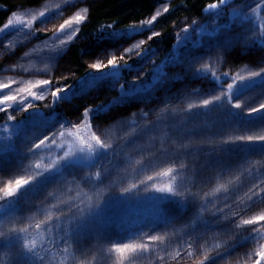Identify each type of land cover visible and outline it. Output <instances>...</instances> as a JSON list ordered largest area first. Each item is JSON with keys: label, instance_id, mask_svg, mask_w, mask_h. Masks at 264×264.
<instances>
[{"label": "trees", "instance_id": "obj_1", "mask_svg": "<svg viewBox=\"0 0 264 264\" xmlns=\"http://www.w3.org/2000/svg\"><path fill=\"white\" fill-rule=\"evenodd\" d=\"M75 1L78 0H71V3ZM83 2L84 7L79 5V10H74L61 22L63 24L65 20L78 14L84 17L79 25H73L68 35L61 36L64 44L56 38L60 34L61 24L52 32L37 29L41 16H35L36 20L31 23L30 29L18 23L17 26L0 32V85H9L7 88L0 87V99L5 94L17 97L16 101L0 104V109L4 110H0V124L7 116L20 110V106L27 107L28 104L31 107L24 110L18 119L35 113L41 114L47 101L53 103V110L50 112L59 113L62 109L61 102L51 95L53 90L70 86L60 97L72 100L82 91L81 95L90 92L84 89L83 82L99 81L115 72L111 68L99 72L90 68L93 63L91 60L100 56L103 51L102 41L121 36L132 38L147 29L156 30L155 33L159 35H150L142 43L150 50L162 52L161 59L149 67L146 76L140 79L143 86L147 87V93L138 94L135 89L140 85L131 83L132 79L129 78V70L138 61L136 56L140 53L136 54L134 50L117 55V63L121 66L116 72L125 79L126 87L131 90L120 101L130 106L129 112L137 114L124 127L118 123H110L116 116L111 119L101 118L97 124L89 122L83 125L88 132L95 131L106 145L111 146L108 149L95 146L91 152L92 162L95 163L94 166L98 165L101 175L112 174L110 181L113 184H107L112 187L111 193L129 189L127 194L132 193L134 199H140L141 196L146 198V192H150L153 194L151 199L159 197L157 202L162 200L159 208H162L163 216L158 225L151 227L149 224L143 225L141 220H133L126 228L120 222L113 221L103 227L108 231L98 232L77 223L76 227L73 226V238L78 247L70 242L61 243L65 245V255L54 260V264H201L202 261L203 264H257L258 260L263 264L264 260L260 259L259 253L264 248V222L255 226L258 235L252 240L248 229L253 226L244 225L243 221L264 214V143L242 142L239 137L264 135V109L252 111L264 104V75L244 76L264 68V51L254 59L249 53L252 45L264 46V9L260 14L258 10L245 18L246 22L252 23L251 20H254L253 27L256 31L245 35H251L252 39L238 44L235 50L228 52L214 48L216 54L209 59L208 64L202 63L204 67L197 68L199 72L178 83V88L169 94L173 89L169 88L172 81L159 87L153 82V78L157 76L153 68L158 64L165 66L168 57L173 55L177 41L174 29L190 23H207L212 13L210 6H221L220 0ZM41 3L42 0H0V29L10 20L14 24L19 9H38ZM262 5L264 6V0L260 6ZM65 9L64 6L62 10ZM52 12L59 13L61 10ZM52 12L45 13L43 17L46 18ZM154 16L156 19L153 21ZM223 18L228 24L230 17L224 16L219 19L220 22ZM149 21L152 23L149 24ZM110 25L117 31H107ZM25 32L30 33L28 38L37 42L39 51L21 57L19 50L26 39ZM69 35H72L71 40ZM133 41L137 39L133 38ZM50 48L62 51V55L52 64L46 63L44 58V53ZM120 56H124V59H119ZM9 59L12 61L9 62ZM107 59L108 57H102L101 62L96 63L106 64ZM240 75L244 79L239 80ZM203 77L209 79L201 82ZM40 79H51V84L41 86L43 89L32 90L46 100H36L21 91ZM229 84L233 85L231 90ZM162 89H165V94L159 92ZM147 94L152 96L150 99L161 94L162 103L158 106L152 104L151 112L147 102H143ZM215 97L220 99L216 100ZM205 99L213 103L205 107ZM109 102V98L100 97L94 104L87 102L85 108L101 105L106 109L111 105ZM236 103L240 104V108L234 107ZM85 108L82 107L81 110L84 111ZM94 113L95 110L92 114ZM143 113H148L147 117ZM51 123L54 124V121ZM47 127L44 126L43 131ZM20 146L23 148L25 145ZM44 146L48 147L47 142ZM122 148L123 151H120ZM18 150L17 147H10L6 153ZM42 150L41 146L36 153H41ZM19 154L13 159L15 164L10 168H14L9 173L7 169L0 171V191L14 180L18 174L16 170L23 169V156L19 157ZM169 168L173 172L164 175ZM176 183L180 186L179 190L184 191V196L155 192V188H166L169 185L175 191ZM253 191L257 193L254 197ZM190 193H195V197ZM109 196L104 191L99 198L107 199ZM20 198L19 194L12 198L15 206L20 203ZM146 199L137 203L146 202ZM6 203L8 200L0 199V207ZM146 206L147 209L150 208L148 204ZM104 207L105 205L101 206L102 209ZM76 212L72 209L73 214ZM157 212L158 209L153 210L152 207L151 213L155 219L158 218ZM27 213L28 211H22L16 216V220L7 221V225L0 227V264H13L15 256L24 264H32L34 261L26 252H15V247L21 246L16 238L19 228H27L25 224L22 225ZM233 220L235 224L232 223ZM142 221L146 223V218ZM56 225L51 244L57 246L61 235L58 229L61 225L67 227L68 224L57 218ZM153 235L161 236L162 239L152 241L149 237ZM5 236L13 237L15 243L12 248L4 240ZM114 238L116 240L112 244L108 243V239ZM237 239L239 242H236ZM189 242L192 247H189ZM124 243L145 244L148 251L136 254L125 252L122 256L115 250V246ZM229 243L234 247L223 253L224 247ZM6 247L9 249H4L2 253V248ZM217 252L221 254L217 255ZM206 256L210 259L205 260Z\"/></svg>", "mask_w": 264, "mask_h": 264}, {"label": "rangeland", "instance_id": "obj_2", "mask_svg": "<svg viewBox=\"0 0 264 264\" xmlns=\"http://www.w3.org/2000/svg\"><path fill=\"white\" fill-rule=\"evenodd\" d=\"M261 2L262 0H232L222 4L219 11L211 10L212 13L209 15L210 19L207 23H190L186 25L185 27L189 28L188 33L183 32L185 27L174 29L177 41L172 53L173 55L168 57V61L166 60L167 62L165 64L163 63L165 65L164 70L168 73V76L178 81L172 85L169 83V88H173L170 90L169 94L178 88V83L184 82L188 79L189 75L192 76L194 74H188L180 70V66L183 65L186 60L190 59L191 54H195L199 60V63L195 65L196 68L204 67L203 64L209 62V59L215 56L216 52L214 48H217V43L223 41L226 36L234 33L245 36L250 32H255L256 29L253 27L254 20H251L252 23L246 22L245 18L255 14L258 10L260 14L262 9H264L263 5L260 6ZM65 3L66 0H42L41 7L39 6L38 9H19L17 17L24 23L29 24L30 22L31 24L36 20V18L33 19V17L40 16L41 12L48 13L60 9L61 12L59 13L52 12L47 15L46 18L42 17L41 22L37 25L38 30L52 32L59 27L65 16L69 15L74 10H79V5L84 7L83 0H78L72 2L74 7L68 6L64 11L62 8L65 6ZM224 16L227 18L228 16L230 17L228 24L225 23V18L220 22L219 19ZM43 18H45V20H43ZM14 25L17 26L18 23L15 21L13 26ZM13 26L8 29H11ZM155 32L156 30L151 28L132 38L121 36L119 38H111L109 41H102L101 49L104 52L102 51L100 56H95L91 61L93 63L97 61L101 62L102 57H108V59H110L113 54L117 56L119 53L124 52L123 49L130 48L132 51L135 50L136 54H140L136 56L138 58L136 64L129 70V78L133 80L139 76L141 79L146 76L149 67L161 59L162 52L150 50V48L145 47L144 44H141L139 49H136L135 46L140 44L141 41L145 43L148 36L153 35ZM209 33L214 34L209 35ZM133 38H136L139 43L133 41ZM252 46L253 48L249 49L251 50L249 53L253 55L252 59H254L255 56L261 55V51H264V46L260 47L261 44ZM259 48H261V50H258ZM217 49L219 50V48ZM37 51H39L37 42L34 39L26 38L22 48L19 50V55L23 57L22 55L32 54ZM173 57H175V59H172ZM8 61L11 62L12 59ZM163 61H165V59ZM5 63L8 64V62ZM160 66H162V64H158L157 67L153 68L155 74H157L156 71ZM118 68L119 66L111 68L115 69V72H111L102 80L95 82L89 80L83 82L84 89L90 91H87V94L81 95L83 93L82 91L77 94L78 97L72 100L60 97L59 100L62 109L57 114L50 112L53 110V103L49 99L51 102H45V107H43L41 114L35 113V115L31 114L26 118L18 119V116L24 112L25 108H30L28 107L29 104L27 107L23 105L20 106V110L7 116L4 122L0 124V171L7 169L9 173V171L14 168H10L15 164L13 159L19 153V157L23 156L21 158V163L24 165L23 169L16 170L18 174L14 177V180L5 185L0 191V199L8 200V203L0 207V227L7 225V221L16 220V216L22 211H28L25 216L26 221L22 224H25L27 228H19L25 231H18V242H20L21 245L27 244L30 247L35 246V248L39 250L40 255L45 256V264H54V260L59 259L61 255H65V245L61 243L57 246L54 243H52L53 245L51 244V237H53L55 229L53 223L55 222L57 224V218L67 224L69 219H71L75 221L73 224L74 227H76L78 223L79 226L86 227L90 230L94 229L96 232L107 230L103 227L113 223V221L120 222V225L124 226V228L128 227L133 220H141L140 222H142L143 225L149 224V227H151V225H158L161 222V216L155 219L151 213L152 207L153 210L160 207L162 200L157 202L159 197L154 200L151 199L150 196L153 197V194L150 192H146L145 194L147 199L143 196H141L140 199H134V194H127L123 191L111 193L112 187H109L107 184L112 183L110 181L112 174L108 176L104 173L97 179L95 174L99 171L98 165L96 164L94 166L95 163L92 162V155L87 151L77 152L71 157L63 158L66 152L70 150L77 151L83 146L78 137L87 139L95 147V142L91 141V133L85 129L83 123L93 122L97 124V121L101 118L111 119L129 112L130 106L120 101L119 104L112 103L110 107L106 109H104V106L96 108L98 106L96 105L91 108H96L95 113L91 115L92 119L82 118L81 112L83 111L81 109L82 107L85 108L87 102L89 104H94L100 97L109 98L111 101L114 96L117 95L116 87L118 83H125V79L119 72H116L119 70ZM244 76L251 75L244 74ZM208 79L209 77H203L201 82H205ZM238 79L241 80V75ZM164 91L165 89H162L159 92L163 93ZM154 96L153 99H150L152 96L147 94L145 96L146 98L143 100L144 103L147 102L146 104L150 112L152 111V104L158 106L162 103L160 100L161 94H156ZM44 100L46 99L43 98V101ZM9 117H12V119L10 120ZM52 120L54 124L51 123ZM77 121H79L81 130L73 127L71 124ZM61 125L65 127L62 128ZM44 126L48 127L43 131ZM53 132L55 133L54 139L52 138ZM45 136L49 137V139L45 140L48 147L46 148L43 144L41 145L43 149L41 153H36L37 148L35 145L38 144L41 139H44ZM20 145L25 146L21 148ZM10 147H17L19 152L14 151L13 153H6ZM225 147L227 148L228 146ZM123 149L124 148L120 149V151H123ZM88 175H90L92 179L85 177ZM64 178H68L69 180ZM17 180H28L30 183L17 193L21 195V200L20 203L15 206L14 202H12V198L17 194L13 197H7L6 189L9 186L15 187V182ZM179 187V185L175 186L177 195L184 196V191L181 192ZM104 191L108 196L110 195L109 198H99L103 195ZM143 199L147 201L137 203ZM147 204L150 207L148 209L146 206ZM103 205H105V207L102 209L101 206ZM77 207L85 209V212L91 210V213L85 216L83 213L76 210ZM69 208L73 209L75 212L77 211L76 214H73L71 211L68 215L61 216V210L67 213ZM71 215L72 217L69 218ZM145 218L146 223L142 221ZM37 225H40V227L38 228ZM127 233L128 232H126V234ZM115 240L116 238L108 239V243L112 244ZM9 246L10 248L13 247V245ZM17 247L18 246L15 248ZM4 249L9 248H2V253ZM26 255L34 260V257L29 253L26 252Z\"/></svg>", "mask_w": 264, "mask_h": 264}, {"label": "snow or ice", "instance_id": "obj_3", "mask_svg": "<svg viewBox=\"0 0 264 264\" xmlns=\"http://www.w3.org/2000/svg\"><path fill=\"white\" fill-rule=\"evenodd\" d=\"M225 3H226V0H220V4H225ZM68 6L74 7V4L71 3V0H66L65 7H68ZM210 7L215 9V8L218 7V5L217 4H212ZM165 11H167V9H165ZM44 15H45L44 12L40 13L41 17H43ZM157 15H159V13H157ZM33 19H35V17H33ZM83 19H84V17L78 14V15L74 16L70 20H65L64 23L60 25V34L57 35L56 38L61 40V44L65 43V41L61 39V36L68 35L69 30L73 28V25H79ZM155 19H156V17L154 16L152 18V20L154 21ZM16 23H19L22 26L27 27L29 29L31 27L30 22H29V24L25 25L24 22L21 21L19 17L16 18ZM148 23L151 24L152 21H149ZM10 26H13V21H11V20L8 21V23L4 25L3 29H0V32H3L4 29H8ZM225 27H227V26H225ZM102 31H105V30H102ZM107 31H117V30H115L113 28V26L110 25V26H108ZM183 32L188 33L189 32V28L185 27L183 29ZM74 34L75 33L73 32L72 35H74ZM213 34L214 33H209V35H213ZM29 35H30L29 32H25L24 33L25 38H28ZM72 35H69V40L72 39ZM153 35L156 36V35H159V33H153ZM151 38L152 37H149V39H151ZM185 38H187V37H185ZM250 39H252L251 35L245 37L242 34L234 33V34H231L229 36H226L223 41H219L217 43V48L223 50L224 52H228L229 50H235V47L238 44L247 43V41L250 40ZM142 43H143V41H141L140 44H137L135 46L136 49H139ZM123 50L125 51V53H130L132 51V49H123ZM61 55H62V51L60 49H58V48H50L47 52L44 53L45 62L48 63V64H52V63L56 62V59L59 56H61ZM119 59L123 60L124 56H120ZM172 59H175V57H173ZM197 63H199V60L197 59L195 54H191L190 59L186 60L184 62V64L180 66V70L182 72H187L189 74L199 72L200 70L197 69L196 66H195ZM118 66H121V64L117 63V56L115 54H113L110 59H107V63L106 64L92 63L90 65V68L92 70L96 71V72H99V71H103V70H105L107 68H114V67H118ZM125 66H126V64H125ZM164 67L165 66L159 67L157 69V76L153 78V82L155 84H158L159 87H163L164 85L168 84L170 82V80L172 81V84H175V83L178 82L174 78L168 76V73L164 70ZM46 74L47 73H45V75ZM225 75H227V74H225ZM250 75L253 76V77H260V76L264 75V68H261L260 71H254V72L250 73ZM241 79H244V78L241 77ZM131 83H137L138 85H140V87L135 89V91L138 94L147 93V87L143 86L139 76L134 78L131 81ZM50 84H51V79H40L35 84H31L28 87L21 89V91L22 92H26L28 94V96H30V97H32V98H34L36 100H41V99H43V96L37 95V93L35 91H33L32 89L33 88L43 89L41 86H48ZM0 87L7 88V87H9V85H7V84L0 85ZM69 87L70 86L57 88L56 90H53L51 92V95L55 98V100H58L60 98L61 93L64 92V91H67ZM228 87H229V90H231L233 88V85L229 84ZM130 91L131 90H129L126 87L125 83L119 82L117 87H116L117 95H115L114 98L108 104H112V103L119 104L121 98L122 97H127ZM16 99H17V97L15 95H4L3 98L0 99V104H5V103H7L9 101H16ZM215 99L219 100L220 97H215ZM211 103H213V101L205 99L203 101V106L207 107ZM100 106L101 105H98L96 108H98ZM28 107H31V105H29ZM234 107L240 108V104L236 103V104H234ZM95 109H91V108H87L86 107L84 109L83 113H82V118L83 119H92L91 118V114H92V112ZM138 109H140V107ZM261 109H264V104H261L259 109H252V111L256 112V111H259ZM0 110H3V109H0ZM25 110H27V108H25ZM136 114L137 113L131 111V112H128L127 114H124V115H118V116H116L115 119L111 120L110 123H112V124H117L118 123L121 127H124L126 122L131 117H134ZM143 115L145 117H147L148 113H143ZM9 119L11 120L12 117H9ZM71 124H72L73 127H76V128L79 127V121H77L75 123L72 122ZM61 127L63 128L65 126L61 125ZM54 137H55V133L53 132L52 138L54 139ZM47 139H49V137L45 136L44 139H41L39 141V143L35 145V147L37 149H39L41 147V145H43L45 143V140H47ZM78 139L80 140V143L83 146L80 147L77 151H71L70 150L69 152H66L64 154L63 158L71 157L77 152H85V151H87V152L91 153L94 150L93 144L91 142H89L87 139L79 138V137H78ZM239 140L242 141V142H247V143H257V142L264 143V135L255 136V137L254 136H247V137L241 136V137H239ZM91 141H94L95 142V146H98L99 148L108 149V148L111 147L110 145H106L101 140V137L96 134L95 131L91 132ZM172 172H173V169L169 168L163 174L164 175H168L169 173H172ZM95 175H96V177L98 179L101 176V173L99 171H97ZM85 177H88V178L92 179V177L90 175L85 176ZM149 179H151V177H149ZM29 183H30V181H28V180H17L15 182V187L9 186L6 189V196L7 197H13L24 186L28 185ZM133 187H135V185H133ZM128 191H129V189H124V193H127ZM155 192L156 193H161V194H170L172 196H176L177 195V192L173 190V187L171 185L167 186L166 188H155ZM190 195L193 198L195 197V193H190ZM256 195H257V193L253 191L252 192V196L254 197ZM249 199L251 200L252 197H249ZM193 202H195L194 199H193ZM262 202H264V199H262ZM76 210L79 211L80 213H83L85 216H87L88 214L91 213V210H89L88 212H85V209H83V208H78L77 207ZM71 211H72L71 208L68 209L67 213L64 212L63 210H61V216L68 215L69 213H71ZM157 216H161V217L163 216L162 208H158ZM260 222H264V214H261L259 216H255V217H253L251 219H245L243 221L244 225L253 226L252 229H248V231L250 233V238L252 240H255L256 239V235H258L255 232V226L260 224ZM74 223H75V221L69 219L67 227H64L63 225H61L59 227L58 230L61 233V235H60V243L68 244L70 242L74 246H77L75 241H74V238H73V224ZM232 223L235 224V221L233 220ZM37 227L39 228L40 225H37ZM53 227L54 228L57 227L55 222L53 223ZM193 227H195V222H193ZM236 227L239 228V225H236ZM23 231H25V230L24 229H20L19 230V232H23ZM236 235H238V234H236ZM16 238L19 239V234L18 233H17V237ZM149 239L152 240V241H160L162 238H161V236L153 235V236H150ZM196 239H199V237H196ZM244 239H249V237H244ZM4 240L9 245H13V243H14L13 237H11V236H5ZM236 242H239V239H237ZM192 246H193L192 243L189 242V247H192ZM232 247H234L233 244H231V243L227 244L224 247L223 253L228 251ZM115 250L117 252L121 253V255L123 256V254L125 252L133 253V254H136L138 252H140V253L146 252V251H148V246L145 245V244H127V243H124V244H117L115 246ZM15 252H27V253H29L31 256L34 257V261L32 262V264H45V256L40 255L39 250H37L35 248V246H31L30 247L27 244H22L20 247L15 248ZM220 254H221V252H217V255H220ZM259 257H260L261 260H264V248H262V250L260 251ZM208 259H210V257L206 256L205 260H208ZM13 264H24V262H22L19 259V257L15 256ZM201 264H203V261L201 262ZM257 264H260L259 260L257 261Z\"/></svg>", "mask_w": 264, "mask_h": 264}, {"label": "water", "instance_id": "obj_4", "mask_svg": "<svg viewBox=\"0 0 264 264\" xmlns=\"http://www.w3.org/2000/svg\"><path fill=\"white\" fill-rule=\"evenodd\" d=\"M229 1H232V0H226V3H228ZM221 8L218 6L217 8H215V9H213V8H211L210 7V10H217V11H219Z\"/></svg>", "mask_w": 264, "mask_h": 264}]
</instances>
